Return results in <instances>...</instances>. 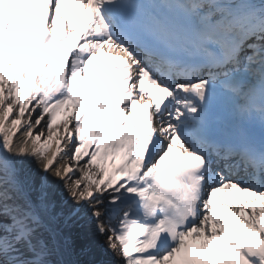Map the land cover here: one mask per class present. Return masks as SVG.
<instances>
[{"label": "snow or ice", "instance_id": "obj_1", "mask_svg": "<svg viewBox=\"0 0 264 264\" xmlns=\"http://www.w3.org/2000/svg\"><path fill=\"white\" fill-rule=\"evenodd\" d=\"M0 264H264V0H0Z\"/></svg>", "mask_w": 264, "mask_h": 264}, {"label": "bare ground", "instance_id": "obj_2", "mask_svg": "<svg viewBox=\"0 0 264 264\" xmlns=\"http://www.w3.org/2000/svg\"><path fill=\"white\" fill-rule=\"evenodd\" d=\"M106 243V242H105Z\"/></svg>", "mask_w": 264, "mask_h": 264}]
</instances>
